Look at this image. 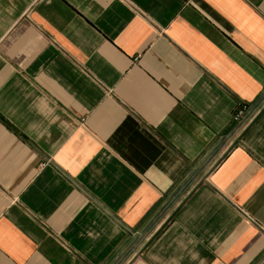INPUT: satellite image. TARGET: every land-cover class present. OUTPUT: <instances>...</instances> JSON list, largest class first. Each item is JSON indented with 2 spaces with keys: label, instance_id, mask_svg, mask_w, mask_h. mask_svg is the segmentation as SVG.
<instances>
[{
  "label": "crops",
  "instance_id": "obj_1",
  "mask_svg": "<svg viewBox=\"0 0 264 264\" xmlns=\"http://www.w3.org/2000/svg\"><path fill=\"white\" fill-rule=\"evenodd\" d=\"M0 264H264V0H0Z\"/></svg>",
  "mask_w": 264,
  "mask_h": 264
},
{
  "label": "built area",
  "instance_id": "obj_2",
  "mask_svg": "<svg viewBox=\"0 0 264 264\" xmlns=\"http://www.w3.org/2000/svg\"><path fill=\"white\" fill-rule=\"evenodd\" d=\"M253 108L251 106H240L236 109L233 122L238 126H246L252 120H254Z\"/></svg>",
  "mask_w": 264,
  "mask_h": 264
}]
</instances>
